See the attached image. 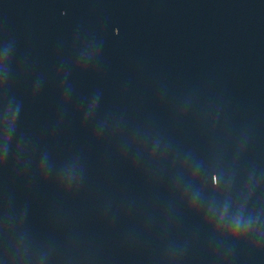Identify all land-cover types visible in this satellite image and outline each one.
<instances>
[{"label": "water", "instance_id": "obj_1", "mask_svg": "<svg viewBox=\"0 0 264 264\" xmlns=\"http://www.w3.org/2000/svg\"><path fill=\"white\" fill-rule=\"evenodd\" d=\"M0 264H264V0H0Z\"/></svg>", "mask_w": 264, "mask_h": 264}]
</instances>
